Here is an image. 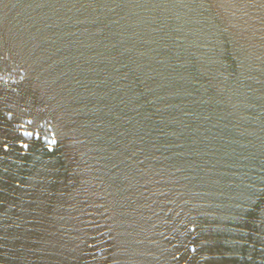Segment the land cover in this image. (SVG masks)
<instances>
[{
    "label": "water",
    "instance_id": "95a60500",
    "mask_svg": "<svg viewBox=\"0 0 264 264\" xmlns=\"http://www.w3.org/2000/svg\"><path fill=\"white\" fill-rule=\"evenodd\" d=\"M0 264H264V0H0Z\"/></svg>",
    "mask_w": 264,
    "mask_h": 264
}]
</instances>
